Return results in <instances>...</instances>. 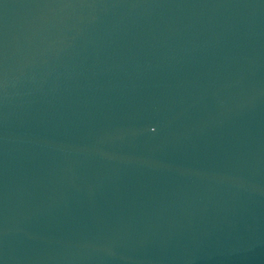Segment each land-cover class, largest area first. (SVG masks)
I'll use <instances>...</instances> for the list:
<instances>
[{"label": "water", "instance_id": "obj_1", "mask_svg": "<svg viewBox=\"0 0 264 264\" xmlns=\"http://www.w3.org/2000/svg\"><path fill=\"white\" fill-rule=\"evenodd\" d=\"M0 264H264V0H0Z\"/></svg>", "mask_w": 264, "mask_h": 264}]
</instances>
